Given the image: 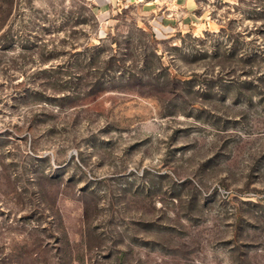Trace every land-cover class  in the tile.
Listing matches in <instances>:
<instances>
[{"label": "rangeland", "instance_id": "rangeland-1", "mask_svg": "<svg viewBox=\"0 0 264 264\" xmlns=\"http://www.w3.org/2000/svg\"><path fill=\"white\" fill-rule=\"evenodd\" d=\"M155 1L0 0V264H264V0Z\"/></svg>", "mask_w": 264, "mask_h": 264}, {"label": "crops", "instance_id": "crops-1", "mask_svg": "<svg viewBox=\"0 0 264 264\" xmlns=\"http://www.w3.org/2000/svg\"><path fill=\"white\" fill-rule=\"evenodd\" d=\"M95 5L100 9H106L110 6L120 2V3H145L151 6L150 10L156 12L154 7L156 6L155 0H92ZM158 6V5H157ZM197 0H169L162 5V9L159 10L160 14H156L152 19V25L154 29L160 31L173 30L177 24H183L191 20L197 9Z\"/></svg>", "mask_w": 264, "mask_h": 264}]
</instances>
